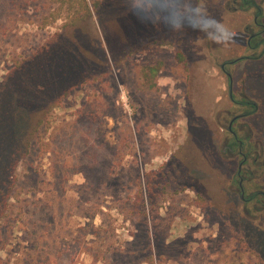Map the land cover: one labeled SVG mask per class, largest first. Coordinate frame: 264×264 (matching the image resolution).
Here are the masks:
<instances>
[{
    "label": "rangeland",
    "instance_id": "obj_1",
    "mask_svg": "<svg viewBox=\"0 0 264 264\" xmlns=\"http://www.w3.org/2000/svg\"><path fill=\"white\" fill-rule=\"evenodd\" d=\"M239 1L197 0L228 26L218 45L143 23L124 0H0V84L45 46L82 73L60 105L29 114L0 264H264V211L231 190L242 157L222 152L228 110L248 108L227 72L257 105L241 134L264 146V29Z\"/></svg>",
    "mask_w": 264,
    "mask_h": 264
},
{
    "label": "trees",
    "instance_id": "obj_2",
    "mask_svg": "<svg viewBox=\"0 0 264 264\" xmlns=\"http://www.w3.org/2000/svg\"><path fill=\"white\" fill-rule=\"evenodd\" d=\"M244 7L245 10L255 8L259 19L264 16L263 9L256 0H249ZM83 10L73 16H82ZM85 10H90L87 3ZM261 27L264 28V25ZM260 41H263V37L259 33L253 38L251 46ZM43 48L51 50L50 46ZM43 48L33 56L34 61L26 66L19 79L11 82L7 78L0 84V222L9 206L17 162L21 154L27 152L26 143L32 127L29 114L43 112L42 115L45 116L50 109L60 105L67 90L78 86L82 79V73L73 75V63L60 65L52 59V52L48 54ZM178 55L183 61L180 50ZM39 90L44 92L40 93ZM230 140L222 148L225 155H231L236 149L235 139Z\"/></svg>",
    "mask_w": 264,
    "mask_h": 264
},
{
    "label": "flooded vegetation",
    "instance_id": "obj_3",
    "mask_svg": "<svg viewBox=\"0 0 264 264\" xmlns=\"http://www.w3.org/2000/svg\"><path fill=\"white\" fill-rule=\"evenodd\" d=\"M248 1L249 0H240L239 2L241 3L242 7H244V4ZM234 2L237 3L238 0H234ZM236 9L239 8H235V10ZM255 23L260 27L264 25L260 22V19L257 16L255 17ZM261 28L264 29L263 27ZM259 33L261 32L253 33L251 35L249 39V46H251L255 35ZM226 66L227 65L225 63L222 65L224 70H226ZM227 74L230 78V95L234 102L233 104L238 106L245 105L248 107L247 109L245 108L246 111L241 114H236L233 109L228 110V114L233 115L229 122L228 130L232 133V137L237 143L236 149L230 155V157H232V159L239 158L240 156L242 157L239 162L236 177L231 178L230 180V187L231 190H235L241 196L249 213L255 209L264 211V171H261V168H264V160H262V157L264 156V146L261 145L258 140L254 139L252 130L251 134L246 136L242 135L241 132L245 125H239L237 122L240 118L244 117L250 112L253 113L257 109V105L245 95H243L241 98H237L233 89L232 75L230 72H227ZM228 141H231L230 138H228L225 143ZM237 183L238 187H236Z\"/></svg>",
    "mask_w": 264,
    "mask_h": 264
},
{
    "label": "clouds",
    "instance_id": "obj_4",
    "mask_svg": "<svg viewBox=\"0 0 264 264\" xmlns=\"http://www.w3.org/2000/svg\"><path fill=\"white\" fill-rule=\"evenodd\" d=\"M141 22L172 33L202 31L218 45L227 42L228 26L204 11L197 0H124Z\"/></svg>",
    "mask_w": 264,
    "mask_h": 264
}]
</instances>
